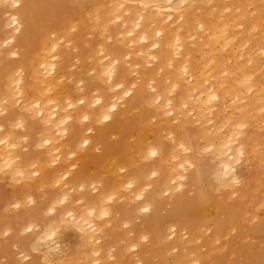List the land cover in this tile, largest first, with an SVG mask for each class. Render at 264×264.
<instances>
[{
  "label": "bare ground",
  "instance_id": "1",
  "mask_svg": "<svg viewBox=\"0 0 264 264\" xmlns=\"http://www.w3.org/2000/svg\"><path fill=\"white\" fill-rule=\"evenodd\" d=\"M263 222L264 0H0V264H264Z\"/></svg>",
  "mask_w": 264,
  "mask_h": 264
},
{
  "label": "rangeland",
  "instance_id": "2",
  "mask_svg": "<svg viewBox=\"0 0 264 264\" xmlns=\"http://www.w3.org/2000/svg\"><path fill=\"white\" fill-rule=\"evenodd\" d=\"M10 209H12V208H10ZM263 229H264V222H263ZM0 238H1V236H0ZM73 241H74V234H73V232H67L66 233V235H65V238H64V244L65 245H71L72 243H73Z\"/></svg>",
  "mask_w": 264,
  "mask_h": 264
}]
</instances>
